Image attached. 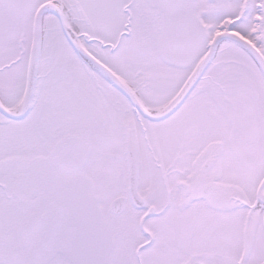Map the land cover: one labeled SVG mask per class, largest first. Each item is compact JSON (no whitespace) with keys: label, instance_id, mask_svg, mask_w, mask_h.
I'll use <instances>...</instances> for the list:
<instances>
[{"label":"snow or ice","instance_id":"snow-or-ice-1","mask_svg":"<svg viewBox=\"0 0 264 264\" xmlns=\"http://www.w3.org/2000/svg\"><path fill=\"white\" fill-rule=\"evenodd\" d=\"M0 264H264V0H0Z\"/></svg>","mask_w":264,"mask_h":264}]
</instances>
